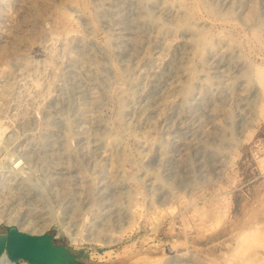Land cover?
<instances>
[{
	"label": "rangeland",
	"instance_id": "obj_1",
	"mask_svg": "<svg viewBox=\"0 0 264 264\" xmlns=\"http://www.w3.org/2000/svg\"><path fill=\"white\" fill-rule=\"evenodd\" d=\"M257 66L264 0H0V241L264 264Z\"/></svg>",
	"mask_w": 264,
	"mask_h": 264
},
{
	"label": "water",
	"instance_id": "obj_2",
	"mask_svg": "<svg viewBox=\"0 0 264 264\" xmlns=\"http://www.w3.org/2000/svg\"><path fill=\"white\" fill-rule=\"evenodd\" d=\"M4 248L15 262L19 258H27L34 264H65L61 258L63 248L52 246L46 236H32L12 229L7 244L5 240L0 241V253Z\"/></svg>",
	"mask_w": 264,
	"mask_h": 264
},
{
	"label": "bare ground",
	"instance_id": "obj_3",
	"mask_svg": "<svg viewBox=\"0 0 264 264\" xmlns=\"http://www.w3.org/2000/svg\"><path fill=\"white\" fill-rule=\"evenodd\" d=\"M202 2V1H201ZM201 6V5H200ZM210 9V8H209ZM213 13V12H212ZM61 14H62V16L64 17V18H68V16L66 15L67 13L65 12V13H62L61 12ZM214 14V13H213ZM255 13L253 12V14L252 15H254ZM69 19V18H68ZM257 29V28H256ZM253 34L254 35H258V31L257 30H254L253 31ZM252 34V35H253ZM253 35V36H254ZM259 36H260V34H259ZM209 37H210V34L207 32V31H203V32H201L200 33V36H199V39H198V43H199V45H201L202 43H204L205 44V42H207L208 41V39H209ZM210 40V39H209ZM255 76H256V79L258 80V82L260 83V85L263 87V89H264V68L263 67H261V66H257L256 67V73H255ZM263 106V105H262ZM7 262H9V258L6 256V255H3L2 257H1V260H0V264H3V263H7Z\"/></svg>",
	"mask_w": 264,
	"mask_h": 264
}]
</instances>
